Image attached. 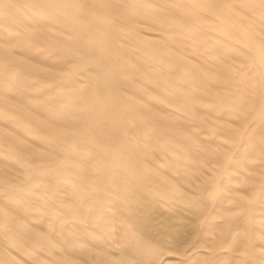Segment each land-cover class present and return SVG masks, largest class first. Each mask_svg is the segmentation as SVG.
<instances>
[{"label": "rangeland", "instance_id": "1", "mask_svg": "<svg viewBox=\"0 0 264 264\" xmlns=\"http://www.w3.org/2000/svg\"><path fill=\"white\" fill-rule=\"evenodd\" d=\"M0 264H264V0H0Z\"/></svg>", "mask_w": 264, "mask_h": 264}, {"label": "bare ground", "instance_id": "2", "mask_svg": "<svg viewBox=\"0 0 264 264\" xmlns=\"http://www.w3.org/2000/svg\"><path fill=\"white\" fill-rule=\"evenodd\" d=\"M144 208H145V207H144ZM144 210H145V209H144ZM146 210H147V209H146ZM148 210H149V209H148ZM142 211H143V210H142ZM149 211H150V210H149ZM141 215H144V214H141ZM154 215H155V213H154ZM154 215H153V216H154ZM142 217H143V216H142ZM151 217H152V216H151ZM140 218H141V216H140ZM153 218H154V217H153ZM153 218H152V220H154ZM157 218H158V217H157ZM159 218H160V217H159ZM143 219H144V218H143ZM143 219H142V221H143ZM152 220H149V221H152ZM155 220H156V218H155ZM160 220H161V219H160ZM167 220H168V219H167ZM142 221H141V222H142ZM146 221H147V220H146ZM159 223H160V221H159ZM153 224H154V223H153ZM145 225H146V223H145ZM157 225H158V224H157ZM141 226H142V225H141ZM143 226H144V225H143ZM148 226H149V225H148ZM153 227H154V226H152V225H150L149 227H147V226L145 227V229H146L145 232L147 233V235H150V234L152 233V230H154ZM159 228H160V225H159ZM185 229H186V228H185ZM182 230H183V229H182ZM153 232H154V231H153ZM156 235H157V234H156ZM149 237H150V236H149ZM153 238H155V237H153ZM162 238H163V237H162ZM155 239H156V241H159V242L162 241V239H160V236H159V237H156ZM215 242H216V240H215ZM177 244H178V243H177ZM189 244H190V242H189Z\"/></svg>", "mask_w": 264, "mask_h": 264}]
</instances>
